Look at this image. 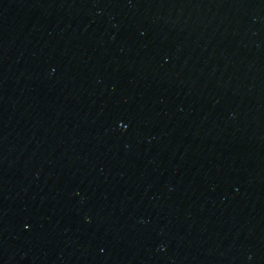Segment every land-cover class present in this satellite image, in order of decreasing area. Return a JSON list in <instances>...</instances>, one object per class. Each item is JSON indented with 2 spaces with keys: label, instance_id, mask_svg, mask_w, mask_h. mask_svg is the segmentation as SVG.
Here are the masks:
<instances>
[{
  "label": "water",
  "instance_id": "obj_1",
  "mask_svg": "<svg viewBox=\"0 0 264 264\" xmlns=\"http://www.w3.org/2000/svg\"><path fill=\"white\" fill-rule=\"evenodd\" d=\"M0 264H264V0H0Z\"/></svg>",
  "mask_w": 264,
  "mask_h": 264
}]
</instances>
